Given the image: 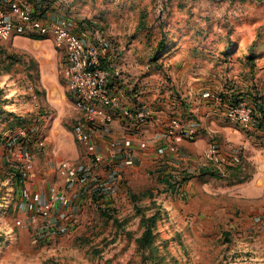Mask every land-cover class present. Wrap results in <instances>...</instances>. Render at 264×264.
I'll list each match as a JSON object with an SVG mask.
<instances>
[{
	"label": "rangeland",
	"instance_id": "obj_1",
	"mask_svg": "<svg viewBox=\"0 0 264 264\" xmlns=\"http://www.w3.org/2000/svg\"><path fill=\"white\" fill-rule=\"evenodd\" d=\"M50 1L43 6L71 17L73 26L95 22L97 42L122 66L116 88L124 101L169 112L181 93L190 103L177 105V111L201 122V102L196 111L189 109L196 105L192 97L225 90L264 115V0ZM22 37L0 43V264H264V195L223 191L254 177L252 161L243 171H213L192 153L188 164L197 174L182 189L176 188L181 174L171 179L167 171L149 169L148 153L107 182L111 189L103 194L70 193L62 160L54 180L46 175L54 154L49 136L72 131L81 114L75 115L62 75L63 53L52 39L29 43ZM213 119L220 125L212 129L221 148L235 146L220 130L229 126L226 120ZM253 132L250 143L264 146L255 144ZM240 145L245 152V143ZM50 186L70 197L63 206L66 229L53 227L65 223L58 209L43 218L24 204V190L42 194Z\"/></svg>",
	"mask_w": 264,
	"mask_h": 264
},
{
	"label": "built area",
	"instance_id": "obj_2",
	"mask_svg": "<svg viewBox=\"0 0 264 264\" xmlns=\"http://www.w3.org/2000/svg\"><path fill=\"white\" fill-rule=\"evenodd\" d=\"M81 27L75 28L63 19L48 20L22 0H0V43L14 36L51 37L63 53L62 75L73 104L81 112L73 125L72 134L88 158V162L62 160L59 168L65 181L68 185L80 186L81 190L75 194L106 193L108 187L111 189L106 180L114 183L122 177L124 168L137 165L141 161L140 155L148 153L146 130L147 125L153 123L158 125L161 139L158 146L161 159L153 168L155 171H167L171 179L175 174H181L176 188L182 189L187 180L197 174L196 168L188 164L189 155L183 143L194 142L203 134L191 114L184 116L177 111V105L189 106L188 98L179 93V103L174 98L171 102L176 105L169 112L149 103L124 101L116 88L122 73L121 64L107 54L103 49L105 46L97 42L96 28ZM135 96L138 99V94ZM201 96L210 100L213 115L222 116L229 125L250 135H255L253 131L259 134L264 130V115L246 98L225 90L220 93L206 90ZM189 113L194 112L190 110ZM116 120L124 132L110 137L103 148L102 140L113 133L112 124ZM204 135L208 139L206 158L221 165L211 170L218 171L220 167L223 172L226 168L246 169L244 146H232L231 153L224 154L213 129H207ZM26 155L30 157L27 152ZM30 194L32 199L29 201ZM22 195L27 198L24 204L35 208L43 218H49L59 206L67 207L70 201L68 194L56 186L49 187L45 198L38 191L32 195L24 190ZM66 216L63 214L61 218L65 223L53 225L54 229L67 228Z\"/></svg>",
	"mask_w": 264,
	"mask_h": 264
},
{
	"label": "crops",
	"instance_id": "obj_3",
	"mask_svg": "<svg viewBox=\"0 0 264 264\" xmlns=\"http://www.w3.org/2000/svg\"><path fill=\"white\" fill-rule=\"evenodd\" d=\"M23 2H25L26 4H28L30 6V8L34 9L36 11V13H41L43 14L45 17L48 18V20H56V19H63L66 20L68 22H70V24L73 26L72 23V18L69 16H64V17H58V15H54V13L49 12L50 10L48 9L49 6L44 7L43 6V0L41 3V0H22ZM49 2L51 3V1L49 0ZM49 3V4H50ZM89 26L92 29H95V22L89 23V22H83L77 26H74L75 28H82L81 26ZM19 37V36H17ZM22 38L26 39L24 40L25 42H36V41H40L43 42L45 44H48V41H50V37H42V38H36V37H28V36H23ZM48 40V41H45ZM53 40V39H52ZM51 40V42H52ZM47 88H54V85H46ZM203 92V91H202ZM201 92V93H202ZM201 93L196 94L195 96L192 97V101L196 104L194 107L189 108L191 110H195L198 108V104L201 102V105L199 107V113L197 114V116H199V119H201V122H197L198 127L200 128V130L203 131V134L194 142H190V141H184V147L186 149V151L188 152V158L190 160V158L192 157V153L193 154H200L201 158L205 159V162L203 163H207L206 164V168H202L206 169V170H211L214 169L215 166L220 165L215 163L213 160L207 159L206 158V150H207V146H208V139L207 137L204 135V132L207 129H212L213 127H216V129L220 128V125H218V123H216L214 121V115H213V106L210 102V100L208 98H202ZM192 102V103H193ZM81 114V112L79 110H76V117H78V115ZM196 114V112H195ZM167 118V115L164 116V119ZM216 118V117H215ZM218 120H220V118H217ZM153 124V123H152ZM113 128L114 131L113 133L109 136H107L106 138H104L102 140V147L105 148L106 144H107V140L110 137H114V136H120L121 134H123V131L121 130V126L119 124V122L116 120L113 122ZM154 125V124H153ZM153 125H148L147 126V130H146V134L148 137V143H149V149H148V157L145 159V164L148 165L149 169L154 170V166H156L160 160L157 159L159 152H158V146L160 145L159 143L161 142L160 136H159V129H156L153 127ZM231 125H225L223 126L222 129V135H223V131L224 134L227 135V137L229 138L228 140L231 141V143H233L235 146L236 144L239 143H245L246 145V150L245 152L243 151L244 154V161L246 163V168H247V163L248 161H252L257 169V172L254 174V177H250L252 178L250 181H247L248 179H244L242 181H238V182H234L229 186H226L224 193L225 194H243L245 196H260V195H264V146L258 147L257 149L254 147V145H252L250 143L254 142L252 141V139L254 138L253 135L247 134L245 136V133H241L238 129H236L234 127L231 128ZM160 128V126H159ZM249 135V136H248ZM253 136V137H250ZM256 137L259 138V142L255 143V144H263L264 143V130H262L261 133H259ZM50 141H54L53 142V155L50 157V162L48 161V163H46V169L44 170L46 172V175H49V177H51L52 180H54V176H51V174L53 175L56 167L59 165L61 160L64 159H70L72 161H77V162H88V158L83 154L82 150L75 144L74 142V137L72 134V131L69 129H65V131L63 132L62 130L59 131V133H54L52 132L51 135L49 136ZM232 147V146H231ZM231 147L229 146V148H223V153L224 154H230L231 153ZM248 149V150H247ZM44 150H46V148H44ZM190 152V154H189ZM195 155V156H196ZM191 156V157H190ZM154 158V160L152 161L151 159ZM156 159V160H155ZM161 159V157H160ZM52 161V162H51ZM190 162V161H189ZM148 163V164H147ZM221 166V165H220ZM221 169V167H220ZM235 171H240V169L238 167L232 168ZM202 174V173H201ZM47 181L50 182L51 180L49 178H47ZM108 181L106 180V183ZM58 185L62 186V181H58L57 182ZM71 188V192L72 194L76 193V190L74 187V185L70 186ZM177 192V191H176ZM107 193V192H106ZM178 193V192H177ZM213 193H223V192H213ZM47 192L42 193V197H46ZM58 209V215L57 217L59 219L62 218L63 214H66L68 212V210H64L62 206H59ZM63 209V210H62ZM60 210V211H59ZM54 219V218H53ZM55 220V219H54Z\"/></svg>",
	"mask_w": 264,
	"mask_h": 264
},
{
	"label": "trees",
	"instance_id": "obj_4",
	"mask_svg": "<svg viewBox=\"0 0 264 264\" xmlns=\"http://www.w3.org/2000/svg\"><path fill=\"white\" fill-rule=\"evenodd\" d=\"M41 3H42V0H41ZM36 38H42V37H37V36H36ZM239 181H242V180H239Z\"/></svg>",
	"mask_w": 264,
	"mask_h": 264
}]
</instances>
